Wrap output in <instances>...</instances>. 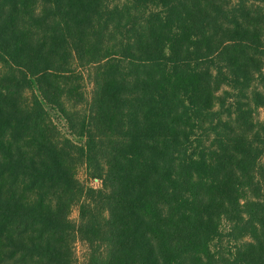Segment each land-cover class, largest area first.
<instances>
[{
  "label": "trees",
  "instance_id": "trees-1",
  "mask_svg": "<svg viewBox=\"0 0 264 264\" xmlns=\"http://www.w3.org/2000/svg\"><path fill=\"white\" fill-rule=\"evenodd\" d=\"M261 110L264 0H0V264H264Z\"/></svg>",
  "mask_w": 264,
  "mask_h": 264
},
{
  "label": "rangeland",
  "instance_id": "rangeland-1",
  "mask_svg": "<svg viewBox=\"0 0 264 264\" xmlns=\"http://www.w3.org/2000/svg\"><path fill=\"white\" fill-rule=\"evenodd\" d=\"M89 92H90V88L87 87L86 93H89ZM43 107L47 111V113H48L50 119L52 120L53 124L56 126V128L58 129V131L60 132V134L64 138L70 140L72 143H74L76 145L83 144L82 140L75 138L74 136H72L69 133V131L66 127L65 121L63 120V118L59 115V113L54 108L46 105L45 103H43ZM257 118L262 122L264 121V111L263 110L259 111ZM76 173H77L76 174L77 180L85 188H93V189H99L100 188V182L95 181L93 179H90L87 176V172L83 166L78 167ZM78 206H79V203L74 205L71 208L69 218L72 222H76L78 219ZM74 254H75L76 262L81 263L84 256L87 254L86 246L80 242H76L74 245Z\"/></svg>",
  "mask_w": 264,
  "mask_h": 264
}]
</instances>
